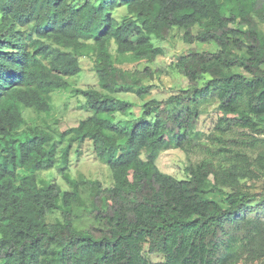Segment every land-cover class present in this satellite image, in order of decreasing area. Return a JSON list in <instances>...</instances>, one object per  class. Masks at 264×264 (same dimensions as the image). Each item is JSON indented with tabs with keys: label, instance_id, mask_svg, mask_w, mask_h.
Instances as JSON below:
<instances>
[{
	"label": "trees",
	"instance_id": "16d2710c",
	"mask_svg": "<svg viewBox=\"0 0 264 264\" xmlns=\"http://www.w3.org/2000/svg\"><path fill=\"white\" fill-rule=\"evenodd\" d=\"M263 24L264 0H0L1 264H264V217L248 214L264 211V148L253 154L264 145ZM175 27L186 44L214 50L191 47L172 62L187 86L146 101L130 127L118 115L135 103L115 93L143 98L156 71L120 68L110 49L155 62L165 51L152 37L166 41ZM83 58L99 79L78 91L92 115L57 141L26 125L23 108L50 113L52 92L81 72ZM210 101L218 120L204 134L197 128ZM87 139L112 186L65 174L69 189L41 182L59 144L69 142L66 164L72 144ZM169 148L211 156L179 179L157 164Z\"/></svg>",
	"mask_w": 264,
	"mask_h": 264
},
{
	"label": "rangeland",
	"instance_id": "374dc122",
	"mask_svg": "<svg viewBox=\"0 0 264 264\" xmlns=\"http://www.w3.org/2000/svg\"><path fill=\"white\" fill-rule=\"evenodd\" d=\"M125 12L126 8L122 7L116 11L115 16L121 18ZM261 26L264 29V24ZM183 32V29L175 27L173 28L171 36L166 41L157 39L155 36L152 37L153 43L156 46L162 47L165 51V54L158 57L155 62L136 61L131 58L130 53L119 54L116 51L115 43H113L110 52L113 56L116 55V57L121 55V62L117 63L120 68L126 70H143L146 67H150L153 71H156L154 80L146 81L148 83L151 82L155 86L143 98L139 97L137 91L134 89L119 88L115 93L116 96L131 100L135 103L131 114L127 116L118 115V119H126L130 127H133L135 124L133 118L139 117L142 114V106L146 101L154 98L159 100L166 99L178 93L180 88L187 86V80L177 74L170 66L172 62L177 61L191 47L198 48V50H214L213 45L210 44H186L183 41ZM81 65V72L77 75L67 77L68 86L66 88L52 92V110L50 113H39L33 108H23V113L27 120L26 125H38L46 128L53 134L55 141H57L62 131L75 126L80 120L92 115L90 111L84 108L87 98L82 94H78V91L91 87L98 88L99 79L93 70V61L91 59L83 58ZM202 108L203 113L200 117L197 130L208 134L214 130L218 120V112L216 111V104L211 103V101L205 103ZM203 139L207 141V135ZM68 144L69 142L67 140L62 145L59 144L58 162L55 167L42 173L40 178L43 180L41 181L42 183L44 182L43 184L56 180L62 190L69 189L70 185L64 178L65 174L79 180L82 177L98 180L103 187L113 185L111 171L107 164L97 158L91 140L87 139L82 143L75 142L72 144L68 153V161L64 164L62 162L64 150L61 148H64ZM255 148L253 151L254 155H256L258 150L264 148V145L260 143V146H256ZM209 156L211 154L200 149H193L190 153H186L181 149L169 148L161 153L157 164L163 172L183 179L187 177L185 168L188 164H196L203 158ZM81 188H84L85 195L89 193V187L87 185L83 184ZM86 199H88V196H86ZM257 212L264 217V211H258L255 208L250 209L248 214L255 215ZM59 215L60 213L58 212L49 219L54 220ZM150 257L153 261L162 260V255L159 254L151 255Z\"/></svg>",
	"mask_w": 264,
	"mask_h": 264
}]
</instances>
